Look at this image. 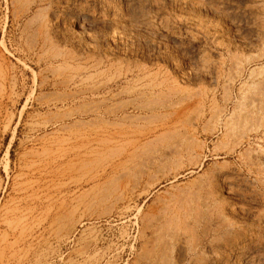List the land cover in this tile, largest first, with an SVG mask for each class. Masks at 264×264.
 I'll list each match as a JSON object with an SVG mask.
<instances>
[{"label":"rangeland","instance_id":"obj_1","mask_svg":"<svg viewBox=\"0 0 264 264\" xmlns=\"http://www.w3.org/2000/svg\"><path fill=\"white\" fill-rule=\"evenodd\" d=\"M243 258L264 264V0H0V264Z\"/></svg>","mask_w":264,"mask_h":264},{"label":"bare ground","instance_id":"obj_2","mask_svg":"<svg viewBox=\"0 0 264 264\" xmlns=\"http://www.w3.org/2000/svg\"><path fill=\"white\" fill-rule=\"evenodd\" d=\"M207 233H208V232H207ZM206 235H207V234H206ZM250 235H251V234H250ZM240 236H241V235H240ZM174 237H176V235H175ZM260 237H261V236L256 237V239H257L258 242L260 241ZM203 238H204V237H203ZM249 238H250V237H249ZM202 240H203V239H202ZM237 241H238V240H237ZM235 243H236V242H235ZM235 243H234V244H235ZM238 245H239V244H238ZM238 245L235 244V245L232 246V248H235V251H237V253H238V255H239L240 253H242V251H241L242 249L239 248ZM243 250H244V248H243ZM243 260H244V264H247V263H248V264H253V263H254V258L249 259L247 263H246V258H243ZM256 263H257V262H256ZM256 263H255V264H256Z\"/></svg>","mask_w":264,"mask_h":264}]
</instances>
